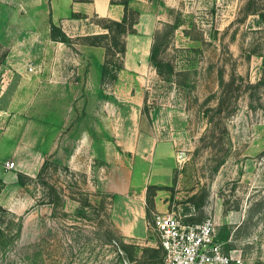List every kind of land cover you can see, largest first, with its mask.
Wrapping results in <instances>:
<instances>
[{
  "label": "rangeland",
  "instance_id": "374dc122",
  "mask_svg": "<svg viewBox=\"0 0 264 264\" xmlns=\"http://www.w3.org/2000/svg\"><path fill=\"white\" fill-rule=\"evenodd\" d=\"M248 1L154 0L159 18L151 34H126L132 50L141 46L147 55L137 70H125L123 60L99 96L70 91L73 127L90 130L105 154L77 168L65 154L49 155L39 173L24 177L18 210L0 208V264H150L145 248L159 247L151 222L166 211L187 223L212 217L227 248L264 264V20L247 14ZM252 1L264 13V0ZM54 18L51 0H0V113L32 115L39 95L49 104L55 67L73 65L56 52H80L85 44V35L53 40ZM89 19L105 32L101 17ZM128 141L146 154L156 142L158 155L162 143L173 149L145 182L151 217L141 237L119 232L113 219L121 210L112 205L123 197L106 186L107 151ZM134 174L138 182L140 169ZM158 193L168 200L165 210L154 209ZM110 235L118 241L110 244Z\"/></svg>",
  "mask_w": 264,
  "mask_h": 264
},
{
  "label": "crops",
  "instance_id": "0c3cea01",
  "mask_svg": "<svg viewBox=\"0 0 264 264\" xmlns=\"http://www.w3.org/2000/svg\"><path fill=\"white\" fill-rule=\"evenodd\" d=\"M129 6L139 12L138 22L134 26L136 33L151 34L159 18L154 0H129ZM51 9L54 20L69 36L99 33L97 26L93 27L95 24L89 19L92 15L120 20L125 13L124 4L118 0H51ZM74 12L82 16L72 17ZM131 41L133 39L127 35L124 68L135 71L140 66L139 58L144 59L147 55L141 46L132 50ZM79 50L80 52H56L58 57H66L73 65L64 66V72L63 68L55 67L53 77L48 83L52 91L51 96L47 97L49 104L46 105V101L39 95L31 105L32 115L18 112L0 113V205L10 211L16 212L21 205V189L24 184L19 181V174L35 176L40 172L47 156L57 158L65 154L64 162L72 168H77V162L85 161L88 164L90 155L98 154L102 157L106 152L104 144L93 140L90 130L81 125L76 124V128L72 125L74 92L72 95L70 91L80 90L78 93L81 97L82 91H95L96 96H99L103 87L102 65L105 48L83 44ZM115 85L121 88V80L115 82ZM117 144L121 145L119 142ZM160 145L159 142L153 143L149 154H146L140 150L141 146L135 143L132 145L128 141L122 148L109 147L108 150L113 152L107 151L109 157H103L107 164H111L107 189L118 197H123V204L112 205L115 212L121 210L113 220L119 232L127 237H141L147 229L151 215L148 216L147 213L145 182L153 175L152 169L158 165L157 162L161 163V157H172L173 151L170 143L165 142L162 143L163 148L158 155ZM145 149L146 147H143V150ZM7 162H14V166L7 167ZM146 167L148 171L143 170ZM137 168L140 169V177L138 175V182H135L134 172ZM165 168L169 172L170 166ZM120 174L123 179L118 180ZM160 196L162 195L158 193L154 198V209L165 210L168 200L160 199Z\"/></svg>",
  "mask_w": 264,
  "mask_h": 264
},
{
  "label": "built area",
  "instance_id": "2783aa9c",
  "mask_svg": "<svg viewBox=\"0 0 264 264\" xmlns=\"http://www.w3.org/2000/svg\"><path fill=\"white\" fill-rule=\"evenodd\" d=\"M6 166L13 167L14 162H7ZM151 226L163 250L158 264H254L240 248L225 246L218 238L212 217L187 223L174 211L159 212Z\"/></svg>",
  "mask_w": 264,
  "mask_h": 264
},
{
  "label": "trees",
  "instance_id": "16d2710c",
  "mask_svg": "<svg viewBox=\"0 0 264 264\" xmlns=\"http://www.w3.org/2000/svg\"><path fill=\"white\" fill-rule=\"evenodd\" d=\"M119 3L124 4L125 13L122 19L116 20L109 17H101L106 23L102 25V28L105 32L93 33L85 35L83 39L85 44L102 46L105 48V58L102 65V82H106L107 79H116L118 71L123 68V60L126 52V34L129 32H136L135 24L138 22L139 12L129 6V0H119ZM247 14L258 15L262 20H264V13L260 11L259 7L256 6V3L252 0H249L246 5ZM80 13H72V17H81ZM50 31L51 38L53 40L70 42L71 37L62 29L61 26L55 24L52 19L50 20ZM120 60L119 63L117 60ZM150 59H154V53L151 54ZM263 82L259 80L256 84H251V86H258ZM24 177H27L22 173L19 174V181L21 184H25L26 181ZM1 208V205H0ZM114 235L107 236L110 244L116 243L117 238L113 237ZM121 250L127 252L129 261L134 260V253L129 251V245L124 241L120 244ZM147 251H152L150 264L160 263L163 259V250L162 248H145ZM129 251V255H128ZM162 251V252H161Z\"/></svg>",
  "mask_w": 264,
  "mask_h": 264
}]
</instances>
